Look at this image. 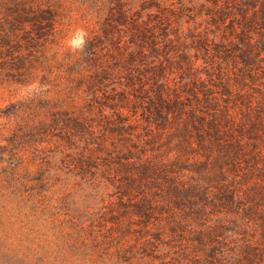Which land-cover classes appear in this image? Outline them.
Returning <instances> with one entry per match:
<instances>
[{"label":"rangeland","instance_id":"obj_1","mask_svg":"<svg viewBox=\"0 0 264 264\" xmlns=\"http://www.w3.org/2000/svg\"><path fill=\"white\" fill-rule=\"evenodd\" d=\"M227 1L0 0V130L42 121L56 134L72 128L69 146L92 155L105 176L131 173L134 199L152 208L148 227L134 225L146 229L147 248L131 264H264V19L245 34L222 8ZM80 33L83 43L73 44ZM128 58L134 75L158 72V82L142 86L120 69ZM223 71L251 80L216 88ZM197 85L220 99L221 137L236 140V151L190 135L180 114L149 113L161 88L180 94L190 113L194 98L205 99ZM115 191L109 186L112 202Z\"/></svg>","mask_w":264,"mask_h":264},{"label":"trees","instance_id":"obj_2","mask_svg":"<svg viewBox=\"0 0 264 264\" xmlns=\"http://www.w3.org/2000/svg\"><path fill=\"white\" fill-rule=\"evenodd\" d=\"M227 4L226 7L224 3L222 8L228 9L232 24H235V17L241 18L236 23L245 34L263 28L264 17H254L252 12L256 9L264 12V0H228ZM247 8L252 10L249 15ZM39 22L37 19L25 20L33 26ZM234 37L240 39L238 35ZM3 47L12 48L9 43H4ZM214 57L223 60V56ZM130 60L126 59L120 69L132 73L142 86L146 80L158 82L161 77L158 72L144 70L151 73L150 79L140 76L143 74L134 75L137 70H133L134 73L131 71ZM214 76L220 83L213 86L219 89L226 84L240 89L243 81L251 80L247 72L238 75V80L225 71ZM195 88L205 99L196 103L194 98L197 108H191L190 113L181 106L180 94L176 92L171 96L162 88L154 92L152 99L155 98V103L148 109L149 113L162 110L180 114L178 117L183 120V126L190 135L195 133L202 142L205 137L217 139L227 143L231 153L236 151L239 147L234 143L236 140L227 141L221 137L224 133L221 128L226 125L217 117L222 112L220 99L209 88L205 92L200 90L199 85ZM187 95L193 97V94ZM55 131L53 126L43 121L16 123L7 133L0 130V264H79L85 260L91 264L96 257L101 258V264H106L111 254L116 255L113 264H131L135 254L140 253L138 251H146V241L142 238L147 237L145 228L151 219L152 208L134 199L135 184L130 172L123 175V181L114 174L105 176L92 155L69 146L75 135L72 128L60 129V134ZM223 151L226 149L223 148ZM109 186L116 188L114 203L109 199ZM122 221L130 225H123ZM141 224L145 228L135 230L134 225ZM90 239H94L91 245L88 244ZM74 241L84 244L87 249L92 247L90 254L67 249V244ZM53 244L58 247L57 250L53 249Z\"/></svg>","mask_w":264,"mask_h":264},{"label":"clouds","instance_id":"obj_3","mask_svg":"<svg viewBox=\"0 0 264 264\" xmlns=\"http://www.w3.org/2000/svg\"><path fill=\"white\" fill-rule=\"evenodd\" d=\"M80 35H81V38L80 39H77V40H74L73 41V44L79 45V44L83 43L82 33H80Z\"/></svg>","mask_w":264,"mask_h":264}]
</instances>
